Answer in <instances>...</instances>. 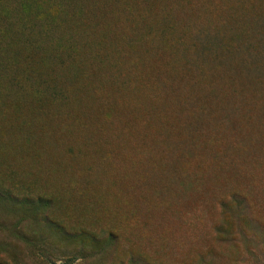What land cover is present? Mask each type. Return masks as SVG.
I'll use <instances>...</instances> for the list:
<instances>
[{"label":"rangeland","instance_id":"1","mask_svg":"<svg viewBox=\"0 0 264 264\" xmlns=\"http://www.w3.org/2000/svg\"><path fill=\"white\" fill-rule=\"evenodd\" d=\"M92 1L0 0V264H264V0Z\"/></svg>","mask_w":264,"mask_h":264},{"label":"trees","instance_id":"2","mask_svg":"<svg viewBox=\"0 0 264 264\" xmlns=\"http://www.w3.org/2000/svg\"><path fill=\"white\" fill-rule=\"evenodd\" d=\"M85 4L86 5L88 4L90 6H94V2L92 0H85ZM93 12H96V8L95 7L93 8V11L91 13H93Z\"/></svg>","mask_w":264,"mask_h":264}]
</instances>
